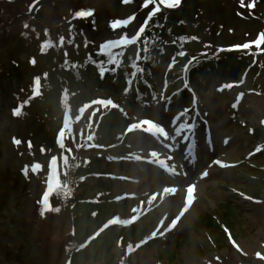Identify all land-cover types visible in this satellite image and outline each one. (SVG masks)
I'll use <instances>...</instances> for the list:
<instances>
[{
    "label": "rangeland",
    "instance_id": "rangeland-1",
    "mask_svg": "<svg viewBox=\"0 0 264 264\" xmlns=\"http://www.w3.org/2000/svg\"><path fill=\"white\" fill-rule=\"evenodd\" d=\"M30 1L17 0L12 3V0H0V6L6 8L8 16L23 12L18 13L17 19L14 17L9 18L6 14L3 15L5 24L2 26L3 34H0V43L4 42L2 40H6L5 45L0 48V51L7 49L6 53L8 54L7 58V54L5 57H0V69L3 67L4 62L5 64L2 69L11 71L8 59L16 55L18 57L21 55L23 67V72L19 73V75H17L16 71L12 70L9 77H0V264H66V252L64 248L63 250L61 248L62 244L69 239L70 225L66 224L64 218L61 216L49 215L45 220L39 218L38 210L34 204L35 201L30 195H40L42 191L40 182L34 180L29 184V188L31 185V193L29 195L26 193L23 196L18 191L19 188H15L18 185L14 173L21 168L24 161L20 160V158L16 163H13L8 157V150L14 144V137L18 136V132L21 130L23 124L31 119L30 114L25 119H19L18 116L13 114V110L24 100L28 99V97H24L29 93V84L31 83L32 76L35 74L32 66L28 63L29 58H27L28 64L26 63V55L28 51L32 52L34 48H38L37 45L28 42V48H26L20 45L19 40H16L19 34L22 33V27L30 21L31 23L33 22L30 16L25 15ZM205 1L201 0L199 3ZM235 2L241 5V0H235ZM243 3L244 7H242V10L245 13L264 20V3L261 4V2L259 6L253 9L247 6L251 3L250 0H243ZM118 6L117 0H65L61 3V6H48L42 9L38 13L39 17L37 16L34 24L40 30H43L44 26H50L51 28L56 26L58 28L61 24L67 25V19H64V17L72 18L77 11L89 10L92 7H105L97 15L103 27L102 31H100V39H103L106 37L105 33L107 32L106 24L103 21L110 18L112 10ZM120 9L123 10V8ZM209 9H211L210 14L218 16L214 18V16L210 15L207 20V23L213 26L210 29L212 35L211 37L208 36V39L211 40L214 48L218 46L219 49L234 42L248 43L254 40L252 38L248 39L249 35L245 34L253 32L250 25L245 26L244 22L239 20L238 23V20H236L231 25L236 26L233 29V34H231L224 28V26L227 27L225 22L230 19L231 12L226 14L219 4H211ZM215 12H222L223 16ZM114 15L115 17H123L122 12H114ZM11 20L12 25L7 26ZM49 21H52V23H47ZM140 21L141 19H139L138 23ZM62 30L65 29L62 27ZM7 36L9 37L7 38ZM12 37L13 39H11ZM90 40H97V37L90 36ZM261 47L264 49L263 46ZM252 48L255 49L257 47L252 45L247 50H251ZM80 51L81 53L83 52L82 49ZM32 55L39 62H42L37 49ZM231 56L235 57L234 55ZM260 63L262 62L260 61ZM17 64L15 66H18ZM166 64L163 65L161 73H163ZM253 68H256L257 73L255 71L251 72L253 76L250 75L251 77L246 79L248 87L246 85L240 86L238 82L235 88L229 90V92L233 93L238 92V95L243 93L244 108L242 110L237 113L234 112L228 118L227 105L231 97L228 100L225 97H219L213 93L214 88H212L211 93L204 96L205 107L199 109V112L207 111L210 114L214 123L211 125L212 130L218 136L216 146L220 151L213 156H218L216 160H220L230 166L221 167L215 164L214 161L216 160H213L210 156L207 162L204 159L200 160L195 168H191V172L185 170L182 175L181 169H184V165L178 159L174 160L173 157L167 160V157L171 154L166 151V144L168 143L167 146H169L173 140L171 138L174 136L172 128L168 131L170 138L167 140L162 137L153 136L156 139L155 143L152 137L150 139L149 137H138L130 141L135 150L140 149L145 151V153L142 152L140 154V158H145L148 162L152 163L157 159H165L170 167L174 166L175 173H172L170 176L165 175L160 170L147 172L149 170L147 168L142 169L135 166L129 168V165L125 163L126 161L120 159L100 165L99 171H106V174L112 176L114 195L123 192H135L134 194L143 199V209H140L138 206L133 213L146 212L150 205L158 204L160 209L159 216L163 218L167 217V223L183 208L187 185L193 184L195 186V198L184 216L181 217L175 226V228H178L177 232L168 239L165 250L164 248L161 249L162 246H149L132 251L128 250L127 255L131 256V264L264 263V259L256 256L257 252L264 255V182L263 180L260 181L257 176L255 178L254 175L246 174L252 165L263 166L264 164V145H261L259 142L261 140L256 139L249 132L250 130L253 131L256 127L259 128L261 125H264V66H261V69L255 66ZM18 69L21 70V67ZM46 73L47 70L44 71V74ZM231 76V71L226 69L224 70L223 77H219L218 79H221L220 81L222 82L233 83ZM161 77L162 74L160 75V79ZM88 84V87L82 90V93L88 98L94 96L106 97L108 95L105 90L99 91L96 87L93 88L89 82ZM219 84L218 81L216 85ZM227 95L230 96V93ZM189 102V100H185L183 104L187 105ZM29 103L24 106V110ZM180 107H177V109L179 110ZM157 108H159L158 105L155 106V109ZM30 110L34 112L37 110V107L33 105L28 110L29 113ZM142 116H145V114L136 115V119L140 120ZM177 116L173 121L175 127L179 125L183 118V115H179L178 119ZM228 120L230 121L229 123ZM66 143L64 142V144ZM258 146L261 148V151L256 152L255 149ZM152 151L159 153V157H151L150 153ZM90 156H93V154L88 157ZM58 162L60 161L58 160ZM207 163L209 164L207 165ZM62 164L60 163L58 168L60 176L62 174L60 170ZM133 170L140 172V175L143 173L153 174V180L148 181V177L147 179L138 177L136 176V171L133 173ZM203 171H207L208 175L202 177L201 173ZM245 178H247V181H245ZM137 180H141L140 183ZM105 182L109 181L105 180ZM163 184H172L174 186H162ZM234 186L244 192L239 193L238 196L234 195L231 191V188ZM165 187H175L177 191L174 194L164 193L163 189ZM255 187L258 191L257 201L248 200L246 193L251 194L250 192H253L255 194L257 192ZM80 192L78 191V193ZM150 192H152V195L156 194L151 204L148 202L149 198L152 197V195L148 194ZM24 202L30 203V209L23 205ZM208 214L214 221L206 217ZM200 217H202L201 223L203 226L199 225L196 227L194 224ZM214 222H216V225L219 223L220 226H218L220 228L215 227ZM30 226L33 228V232ZM158 229L159 231H163V228ZM177 234H181L184 237L181 243L176 242L173 244L172 242H174ZM240 245L247 252L242 250V247H239ZM88 254H92L91 260L87 259L83 261V264H117L118 262L121 264L126 260V257L120 256L118 249L108 252L107 259H102L101 256L95 255L93 251H89ZM84 257L88 258L87 256Z\"/></svg>",
    "mask_w": 264,
    "mask_h": 264
},
{
    "label": "snow or ice",
    "instance_id": "snow-or-ice-1",
    "mask_svg": "<svg viewBox=\"0 0 264 264\" xmlns=\"http://www.w3.org/2000/svg\"><path fill=\"white\" fill-rule=\"evenodd\" d=\"M39 2V0H33V4L29 6V11H32L33 8L35 7V5H37ZM123 2L127 3L129 2V0H123ZM181 2V0H143V6L147 7L149 4H154L155 7L152 8L151 11L148 12L147 17L145 18V21L143 24H141V26L139 27V29L135 32L134 35L132 36H128L127 33L122 34L118 39H108L106 41H104L101 45H100V52L104 53L107 57L106 61L102 60L98 63V71L101 75V77L104 76V74L106 72H115L116 71V67H112V68H107L104 67V64H112V65H116L119 66L121 64V59L120 57H122L124 55V51L121 50L119 52H113L112 50L115 48H125L128 45L137 43L138 41H140L141 36L145 33L146 28L148 26V22L149 20L152 19V17L160 11V5H164L168 8H172V7H176L177 5H179ZM241 7H244V3L243 0H241ZM249 8L254 6V3H249L247 5ZM92 14V10H80L77 11L75 13V17H87L89 15ZM135 18V14H133L132 16L127 17L126 19H115L113 21L110 22V27L112 29H116L119 26H124L126 27L133 19ZM25 27H27V24L25 25ZM69 32H72V28L71 25L69 27ZM45 36H48V31L47 29H45ZM159 38L157 37V40ZM198 39V37H186V36H181L178 38V40L180 41V46L181 48L183 47V44L188 42L189 40H196ZM73 40L74 37H70L68 39V43L69 44H73ZM59 42H60V46H63L64 42H65V37L60 36L59 37ZM155 41L152 40L151 36L149 35H144L143 36V52L145 54H147L149 52V44L154 43ZM172 43H176V40H173ZM264 43V32L258 34L257 39L245 43L243 45H233L232 48L235 49H248L250 48L252 45H255L258 49L260 48L261 44ZM54 44L50 39H46L44 41L41 42V46H40V50L43 53L45 51L46 48L48 47H53ZM162 51V49H161ZM186 53L184 51H179L177 53V55L179 56H184ZM65 57H67V52L65 51ZM147 59V55H145L144 57L140 56V49L137 48V52H136V60L139 59ZM192 59H195V57H193ZM136 60L132 61L131 67L133 69V71L130 73V75L135 78L137 76V74L142 73L143 69L140 68L136 62ZM175 60V57H173V62ZM31 62L34 64L35 63V58H33L31 60ZM189 63H191V61H189ZM65 64H68L67 59L65 60ZM172 66V64L170 63L168 65V67L170 68ZM72 67H76L75 64L72 65ZM187 69V65H185V70ZM47 74H45L46 76ZM242 82V81H241ZM132 83V80H128L126 81V84L130 85ZM234 85L232 83H228V84H223L220 86V90H223L225 88H232ZM39 88H40V77H34V82H33V97L35 95L39 94ZM125 93H127L129 91L128 87H125L124 89ZM243 96V93H241L237 98V102L239 101V99ZM32 97H29V99L24 100L20 105L17 106V108H15L13 110V114L14 115H19L21 114L22 108L27 105L29 103V100ZM93 104H99L102 107H107V106H112V107H119L110 97L109 98H96L93 99L91 101H89L87 104L83 105L82 108L80 109L81 112H83L85 109L91 107V105ZM233 107H236V104H233ZM96 110H93V115L95 114ZM181 115H183V113H181ZM186 125H181L180 128H178L176 131L180 132L183 127H185ZM69 129V122H68V118H65L64 121V126L61 127V129L59 130L58 134H57V145L58 147L61 149V155L59 157V161L61 163L67 164L68 163V156H65L63 154V150H64V137H65V130ZM133 130H141L145 133L151 134L152 136L155 137H162L165 140L169 139V132L166 130V128L160 124L159 122H156L152 119L149 118H144V119H140L134 123H131L127 126L126 131L127 132H131ZM70 131V129H69ZM172 139H174L175 137H171ZM74 139V137H73ZM88 140H92L93 136L89 135L87 137ZM15 143L19 144L21 141L19 140H15ZM227 142V141H225ZM97 147H100V145H97ZM167 147V145H166ZM43 151V149H41ZM70 152V149L68 150ZM256 152L261 151V148L258 146L255 149ZM151 157H159V153H157L156 151H152L150 153ZM136 159H140V157H136ZM168 160L171 159V157H167ZM88 161L85 160V163H87ZM155 163L159 164L165 171L171 172V173H175V167L174 166H169L166 162L165 159H157L154 161ZM215 164L220 165L221 167H228L230 165L225 164L224 162L220 161V160H216L214 161ZM42 166L39 163L33 164L32 165V170L36 171L39 170ZM48 168H49V172H48V178H47V185H46V190L42 193V197L41 200L39 201V203L43 206L41 208V215L44 214L45 210H52V204L50 202V197L53 195H60L61 194V190L63 189L64 195H70V193L67 190V185L66 184H62L61 180H60V173L58 171L59 168V163H58V157L56 155H52L50 157L49 160V164H48ZM208 172L207 171H203L201 173V176H207ZM83 179V177L81 178ZM194 188L195 186L193 184H188L186 187V195L184 198V206L183 208H181V210L179 211V213L171 220L170 223L167 224V226L164 225V219H161V221L159 222L160 227L163 228V231H159V229L154 230L152 233V236L155 237L158 232L160 235H163L164 232L166 231H170L172 228H174L178 222L180 221L181 217L184 216L185 212L188 210V208L190 207V205L192 204L193 200H194ZM177 191V189L175 187H165L163 189L164 193H171L174 194ZM156 194L154 193L152 195V197L149 198V204L152 203V201L155 199ZM116 199H121V197H116ZM56 211H59V208L55 209ZM133 211H136V209H133ZM96 213L93 212V216H95ZM138 217L137 216H132L130 219H120L119 217H113L112 219L108 220L107 223H105L101 229H99V231L95 234L98 235L100 231H103L104 229L108 228L109 225L114 224V223H118V224H123V225H128L132 222H134ZM94 238V237H93ZM144 241H141L140 243H138L136 245V247L138 248L140 246V244H142ZM234 243V242H233ZM238 247V246H237ZM128 250L132 251V245L129 244L128 245ZM256 256L260 259H264V255H262L261 253L257 252Z\"/></svg>",
    "mask_w": 264,
    "mask_h": 264
},
{
    "label": "trees",
    "instance_id": "trees-1",
    "mask_svg": "<svg viewBox=\"0 0 264 264\" xmlns=\"http://www.w3.org/2000/svg\"><path fill=\"white\" fill-rule=\"evenodd\" d=\"M5 42V40H2ZM1 42V41H0ZM0 43L1 45L4 43ZM47 58L51 61L54 59V55L49 53ZM216 67L213 65L209 69L205 68L203 70V77L205 78L204 82L210 79V76L216 73ZM52 80L55 84L53 90H51L50 94H44V98L42 99L44 103L38 106V110L42 111L41 116L46 117L44 126L38 131L31 134L33 139V151L35 150V156H39L38 148L41 146H53L55 131L60 125L59 118L57 116L58 112V104H57V94L59 89L60 80L57 82L56 78L52 77ZM108 80L105 82L107 83ZM78 96L76 100H79ZM125 125L124 121H121L114 114L108 115L106 118H103L101 124L98 127V142L101 144H110L113 141V137L115 134L123 129ZM79 171L76 177H80L82 174L87 173L86 169H82V167L78 168ZM72 176V172H69L68 178ZM75 184H78V180L75 178L70 179V185L73 187ZM62 192V191H61ZM70 197V196H69ZM84 200L85 196H81ZM81 199V200H82ZM79 198H75L71 196L70 199H63L60 201L58 206L61 207V213L65 216L70 217V222L74 228L75 235L69 239L70 246H75L78 243L82 242L91 232V229L88 227L89 225V213L91 210L96 209L99 213L96 219L92 220L93 228L98 227L107 216L110 214H115L117 212V207H110L107 203H103L99 206H89L86 203H83ZM110 207V208H109ZM145 234V232L141 231V234L134 235L131 231L124 232L123 235L118 234L111 236L110 238H100L97 241V245L94 246V252L99 253L101 248L105 245L107 249L114 245V242L118 237H123L124 241L131 240V238L138 239L140 236ZM68 244V243H67ZM93 250V249H92ZM75 255V260L78 257V254ZM74 257V256H73ZM80 258L79 260H81Z\"/></svg>",
    "mask_w": 264,
    "mask_h": 264
},
{
    "label": "bare ground",
    "instance_id": "bare-ground-1",
    "mask_svg": "<svg viewBox=\"0 0 264 264\" xmlns=\"http://www.w3.org/2000/svg\"><path fill=\"white\" fill-rule=\"evenodd\" d=\"M152 105L153 106H152L151 110H157V109H155L156 103H153ZM149 179L152 181L153 180V176H151ZM240 246L242 247V245H240ZM242 249H243V247H242ZM244 251L247 252L246 250H244ZM252 253L254 254V252H252Z\"/></svg>",
    "mask_w": 264,
    "mask_h": 264
}]
</instances>
